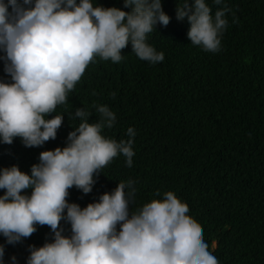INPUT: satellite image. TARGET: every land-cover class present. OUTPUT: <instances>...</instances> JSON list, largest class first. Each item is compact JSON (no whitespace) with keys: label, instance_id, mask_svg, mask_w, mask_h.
Instances as JSON below:
<instances>
[{"label":"clouds","instance_id":"1","mask_svg":"<svg viewBox=\"0 0 264 264\" xmlns=\"http://www.w3.org/2000/svg\"><path fill=\"white\" fill-rule=\"evenodd\" d=\"M213 3L220 6L214 15L206 0H181L176 19H187L193 46L216 54L231 10L224 0ZM123 9L94 6L92 0H0V60L10 77L0 80V144L19 138L32 148L55 140L64 115L48 117L68 103L90 64H118L129 45L142 61H164V53L148 43L158 24L170 23L162 0H123ZM93 107L96 122H89L92 113L83 107L68 114L80 123L66 146L41 152L30 174L16 165L0 169L5 244L16 245L46 225L52 240L30 245L26 264H219L187 204L173 191L135 212L130 211L137 191L131 179L86 207L69 202L70 189L91 193L101 170L118 156L126 158V166L133 164L134 128L127 129V140L106 137L116 114L107 105ZM156 196L161 197L159 190ZM61 221L70 224V235L63 234ZM5 244H0V264H5ZM10 264H18L15 256Z\"/></svg>","mask_w":264,"mask_h":264},{"label":"trees","instance_id":"2","mask_svg":"<svg viewBox=\"0 0 264 264\" xmlns=\"http://www.w3.org/2000/svg\"><path fill=\"white\" fill-rule=\"evenodd\" d=\"M92 2L123 9V0ZM177 2L162 0L170 23L158 24L148 37L164 53L163 62L142 61L129 45L118 64H90L68 103L48 117L64 115L56 139L32 148L19 138L0 144V169L16 165L30 174L41 152L66 146L69 132L80 123L68 114L83 107L92 113L89 122H96L93 105H107L116 123L103 135L119 142L129 139L127 129L134 128L133 164L126 166V158L118 156L101 170L91 193L70 189L69 202L86 207L131 179L137 191L130 211L135 212L173 191L187 204L219 264H264V0H224L231 11L216 54L190 43L187 19H176ZM206 2L214 15L220 6ZM0 80L10 81L3 60ZM60 226L64 235L71 234L70 224L61 221ZM51 240L46 225L16 245L0 236L5 264L12 256L26 264L30 245Z\"/></svg>","mask_w":264,"mask_h":264}]
</instances>
